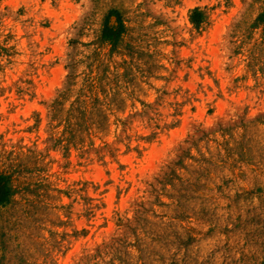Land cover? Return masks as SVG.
Instances as JSON below:
<instances>
[{
  "label": "rangeland",
  "instance_id": "374dc122",
  "mask_svg": "<svg viewBox=\"0 0 264 264\" xmlns=\"http://www.w3.org/2000/svg\"><path fill=\"white\" fill-rule=\"evenodd\" d=\"M0 264H264V0H0Z\"/></svg>",
  "mask_w": 264,
  "mask_h": 264
},
{
  "label": "trees",
  "instance_id": "16d2710c",
  "mask_svg": "<svg viewBox=\"0 0 264 264\" xmlns=\"http://www.w3.org/2000/svg\"><path fill=\"white\" fill-rule=\"evenodd\" d=\"M1 182V181H0ZM6 195L5 188L0 187V202L3 201L4 197Z\"/></svg>",
  "mask_w": 264,
  "mask_h": 264
}]
</instances>
